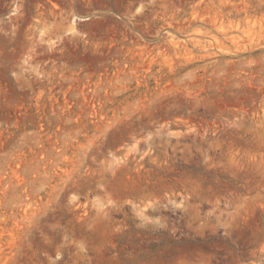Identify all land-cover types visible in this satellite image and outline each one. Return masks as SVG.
Masks as SVG:
<instances>
[{"label":"rangeland","instance_id":"374dc122","mask_svg":"<svg viewBox=\"0 0 264 264\" xmlns=\"http://www.w3.org/2000/svg\"><path fill=\"white\" fill-rule=\"evenodd\" d=\"M0 264H264V0H0Z\"/></svg>","mask_w":264,"mask_h":264}]
</instances>
